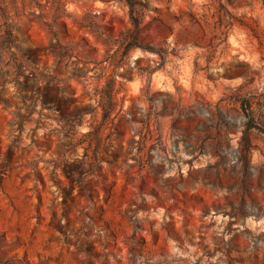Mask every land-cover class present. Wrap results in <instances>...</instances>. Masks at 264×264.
I'll use <instances>...</instances> for the list:
<instances>
[{
    "label": "rangeland",
    "instance_id": "1",
    "mask_svg": "<svg viewBox=\"0 0 264 264\" xmlns=\"http://www.w3.org/2000/svg\"><path fill=\"white\" fill-rule=\"evenodd\" d=\"M0 264H264V1L0 0Z\"/></svg>",
    "mask_w": 264,
    "mask_h": 264
},
{
    "label": "trees",
    "instance_id": "2",
    "mask_svg": "<svg viewBox=\"0 0 264 264\" xmlns=\"http://www.w3.org/2000/svg\"><path fill=\"white\" fill-rule=\"evenodd\" d=\"M264 1V0H263ZM134 27L136 28L137 27V23L136 22H134ZM135 46H138L137 45V43H135V42H128L127 43V45H126V47H128V48H131V47H135ZM144 50H149V51H152V52H156V50L155 49H151V48H149V47H142ZM105 114H106V112H104V116H105ZM103 116V117H104Z\"/></svg>",
    "mask_w": 264,
    "mask_h": 264
},
{
    "label": "built area",
    "instance_id": "3",
    "mask_svg": "<svg viewBox=\"0 0 264 264\" xmlns=\"http://www.w3.org/2000/svg\"><path fill=\"white\" fill-rule=\"evenodd\" d=\"M96 12H98V11H96Z\"/></svg>",
    "mask_w": 264,
    "mask_h": 264
}]
</instances>
